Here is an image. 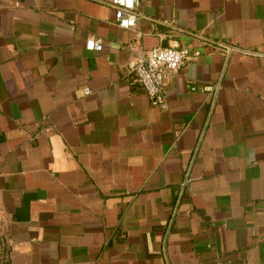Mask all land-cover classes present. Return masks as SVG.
I'll return each mask as SVG.
<instances>
[{"label": "crops", "instance_id": "obj_1", "mask_svg": "<svg viewBox=\"0 0 264 264\" xmlns=\"http://www.w3.org/2000/svg\"><path fill=\"white\" fill-rule=\"evenodd\" d=\"M139 9L0 0V264H264V0ZM158 47L201 52L168 110L128 70Z\"/></svg>", "mask_w": 264, "mask_h": 264}, {"label": "built area", "instance_id": "obj_2", "mask_svg": "<svg viewBox=\"0 0 264 264\" xmlns=\"http://www.w3.org/2000/svg\"><path fill=\"white\" fill-rule=\"evenodd\" d=\"M115 9L116 22L123 29L135 28L139 21L144 18L140 11V3L143 0H105ZM219 47L227 48L228 52L235 49L233 45L218 42ZM89 51L101 52L104 48L100 39L91 38L86 43ZM201 55L199 50L191 51L188 48L158 47L142 53L128 66L132 75V82L140 85L152 105L162 109H169L167 86L184 65ZM192 90H195L192 87ZM86 95L91 94L90 89H84ZM189 183L188 174H185L183 188ZM215 264H233L232 260L218 258Z\"/></svg>", "mask_w": 264, "mask_h": 264}]
</instances>
